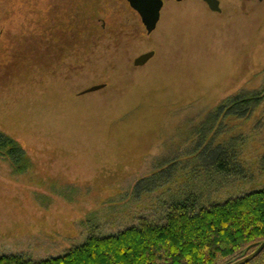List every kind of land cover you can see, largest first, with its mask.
<instances>
[{
	"label": "rangeland",
	"instance_id": "obj_1",
	"mask_svg": "<svg viewBox=\"0 0 264 264\" xmlns=\"http://www.w3.org/2000/svg\"><path fill=\"white\" fill-rule=\"evenodd\" d=\"M218 1L164 0L147 34L125 0H0V133L26 166L0 157V255H61L160 220L180 192L208 208L264 187V0ZM252 96L240 114L233 100ZM231 138L245 170L220 180L200 163Z\"/></svg>",
	"mask_w": 264,
	"mask_h": 264
},
{
	"label": "trees",
	"instance_id": "obj_2",
	"mask_svg": "<svg viewBox=\"0 0 264 264\" xmlns=\"http://www.w3.org/2000/svg\"><path fill=\"white\" fill-rule=\"evenodd\" d=\"M72 15L76 16L72 17L77 23L82 20L81 24L90 23L94 29L97 15H88L89 22L75 13ZM73 27V22L66 25V29ZM64 29L61 27L59 33L48 35L63 37ZM257 100L253 96L236 98L233 106L244 114ZM216 136L210 141H215ZM233 140L231 138L232 144L229 141L218 143L216 160L211 164L201 162L200 167L219 176L220 180L242 173L245 165L239 158L241 147ZM208 145L207 142L194 156L201 157ZM208 155L209 152L206 157ZM0 157L7 158L17 172L26 167L22 149L2 133ZM259 162L264 170V154ZM175 165H170L172 170ZM199 199L195 192H180L176 197L169 195V202L163 203L160 220H156L161 221L160 224L143 217L117 232L92 233L61 255L33 260L23 254H1L0 264H231L255 251L264 241V187L208 208L200 206ZM247 264H264V249Z\"/></svg>",
	"mask_w": 264,
	"mask_h": 264
},
{
	"label": "water",
	"instance_id": "obj_3",
	"mask_svg": "<svg viewBox=\"0 0 264 264\" xmlns=\"http://www.w3.org/2000/svg\"><path fill=\"white\" fill-rule=\"evenodd\" d=\"M129 7L137 13L140 18L141 24L143 25L145 32L147 34L152 33L160 18V11L163 6L164 0H126ZM180 2L182 0H176ZM208 8L213 12H220L219 1L218 0H203ZM154 56V51H148L136 57L133 60V65L135 67L143 66ZM105 84L94 85L88 89L81 92V94H87L91 92H96L102 89ZM264 249V241L250 253L249 255L231 263V264H247L256 258Z\"/></svg>",
	"mask_w": 264,
	"mask_h": 264
},
{
	"label": "flooded vegetation",
	"instance_id": "obj_4",
	"mask_svg": "<svg viewBox=\"0 0 264 264\" xmlns=\"http://www.w3.org/2000/svg\"><path fill=\"white\" fill-rule=\"evenodd\" d=\"M126 1V0H125ZM127 2V1H126ZM44 24V23H43ZM143 26V25H142ZM70 29H72V30H70ZM45 30V29H44ZM49 31H51L53 34L54 33H59V28H56V29H53V30H51V29H48ZM73 30H75V27H73V28H68L67 30H63L64 32H66V33H71ZM72 34V33H71Z\"/></svg>",
	"mask_w": 264,
	"mask_h": 264
}]
</instances>
